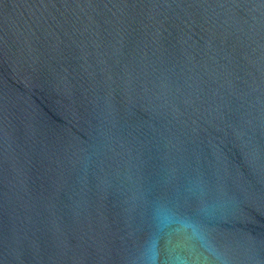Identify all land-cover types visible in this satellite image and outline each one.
I'll list each match as a JSON object with an SVG mask.
<instances>
[{"label":"water","instance_id":"obj_1","mask_svg":"<svg viewBox=\"0 0 264 264\" xmlns=\"http://www.w3.org/2000/svg\"><path fill=\"white\" fill-rule=\"evenodd\" d=\"M264 264V0H0V264Z\"/></svg>","mask_w":264,"mask_h":264},{"label":"clouds","instance_id":"obj_2","mask_svg":"<svg viewBox=\"0 0 264 264\" xmlns=\"http://www.w3.org/2000/svg\"><path fill=\"white\" fill-rule=\"evenodd\" d=\"M155 260H156V256L153 255V257H152V261H151V264H155ZM183 264H184V262H183Z\"/></svg>","mask_w":264,"mask_h":264}]
</instances>
